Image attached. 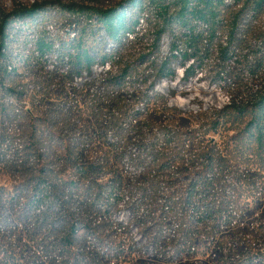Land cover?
I'll return each mask as SVG.
<instances>
[{
	"label": "rangeland",
	"instance_id": "374dc122",
	"mask_svg": "<svg viewBox=\"0 0 264 264\" xmlns=\"http://www.w3.org/2000/svg\"><path fill=\"white\" fill-rule=\"evenodd\" d=\"M124 1L0 0V11L52 2L107 9ZM61 18L53 9L48 21L14 31L8 46L14 70L0 69V264H264V176L259 172H254L255 195L246 211L222 227L214 220L180 223L176 213L164 218L158 209L165 193H160L144 201L135 232H121L104 210L82 202L89 195L86 179H77L81 190L70 187L78 176L75 163L97 164L103 175L95 181L117 182L123 198L132 202L149 185L164 190L167 175H182L188 183L205 178L201 157L207 152L223 153L227 161L234 152L238 160L230 170L253 173L243 161L248 152L234 140L248 120H237L231 106L245 105L264 91V6L257 12L229 0L203 72L190 85L158 80L157 66L166 55L169 59L170 35H181L172 28L157 39L160 28L154 22L144 23L142 36L122 49L109 70L80 78L54 72L37 58L31 37L45 32L58 39ZM225 48L238 60L221 57ZM255 49L261 51L257 58ZM169 161L179 165L167 173ZM57 178L63 181L61 199L71 209L62 210L49 196L38 198L32 209L35 182ZM72 221L77 222L74 235ZM175 224L177 231L169 235L167 225L173 229Z\"/></svg>",
	"mask_w": 264,
	"mask_h": 264
},
{
	"label": "trees",
	"instance_id": "16d2710c",
	"mask_svg": "<svg viewBox=\"0 0 264 264\" xmlns=\"http://www.w3.org/2000/svg\"><path fill=\"white\" fill-rule=\"evenodd\" d=\"M82 1L90 4L100 3L99 0ZM233 1L244 6H254L257 12L264 6V0ZM228 2L229 0H126L107 9L89 4L63 5L52 2L33 4L29 8H17L10 13L0 11V69L8 67L10 72L14 70L10 67L8 55L9 43L14 39L13 32L16 30L23 32L38 25L39 22L48 21L50 10L54 9L62 16L59 24L61 36L56 39L43 32L36 35L34 39L31 37L37 58L51 64L54 72L80 78L95 70H109L112 62L121 55L122 49L142 36L144 23L154 22L160 28L157 39H162V36L167 37V30L172 28L178 30L181 35L180 38L174 32L170 35L172 42L169 45V59L167 60L166 55L165 62L157 66L159 67L158 80L163 83L176 81L190 85L198 82V76L203 72L205 57L217 38V31L222 25V12ZM235 33L234 25L230 32V41ZM260 52V49H255L254 58H257ZM220 55L229 61L238 60L237 55L230 54L228 48L221 50ZM251 63L249 61L247 66H249V72L254 73ZM231 110L237 120H248L241 135L234 140L248 152L243 161L249 163L248 168L253 173L244 175L236 170H230L233 165L229 164L234 162V159L238 160L234 152L229 153L228 161L224 159L223 153L207 152L201 157L205 163L201 176L204 173L205 178L199 180L200 177H197L188 183V179L184 180L182 175H175L174 178H169L167 175L169 186H165L164 190L161 189L162 185H149L143 190V194L132 202L123 198V187L117 182L95 181L103 175L101 173L103 167L97 164L75 163L72 166L73 172L78 176L70 181V187L79 191L81 188L77 179L79 177L86 179L89 182L86 193L89 195L85 194L82 202L85 205L89 204L92 210L99 213L104 210L114 226L121 232L124 229L128 232L135 229L134 221L140 218L137 217V213L144 206V201L160 193H165L160 200L161 207L158 209L161 216L164 214V218L167 216L168 219L170 213H176L180 223L188 218L189 222L195 223L197 220V225L214 220L218 226H230L235 216L246 211L255 195L253 176H257V172L264 176V91L254 95L245 105L235 103L231 106ZM189 133L186 132V135ZM178 165L179 163L167 162V173L173 168L175 170ZM56 180L39 179L35 182L34 196L37 197L31 201L32 209L35 208L34 202L38 198H48L45 196H49L54 205L62 204L64 208L62 210L71 209V204L69 206L68 202L62 200L60 196L62 193L60 182L63 181L58 182V178ZM180 182L186 185L177 187L176 185ZM48 189L50 191L47 193ZM167 190H169L168 193H166ZM243 196H245L244 201H242ZM14 199L10 202L12 207L17 205ZM178 210L179 213H177ZM145 212L151 213L148 210ZM69 215L72 216L69 220H74L73 215L71 213ZM83 225V230L89 231L88 224ZM129 225L130 227L127 228ZM189 225L187 222L184 223L186 228ZM76 226L77 222L72 221L70 226L72 235L77 233ZM174 226L170 229L167 225L169 235L177 231L176 224ZM64 242L70 244V239L67 238ZM101 243L106 244L105 239ZM106 251L103 253H108Z\"/></svg>",
	"mask_w": 264,
	"mask_h": 264
}]
</instances>
